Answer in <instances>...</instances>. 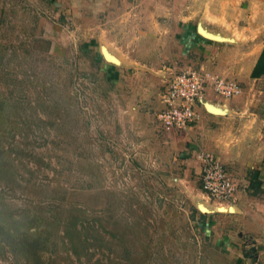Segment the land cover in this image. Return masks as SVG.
I'll return each mask as SVG.
<instances>
[{
    "label": "rangeland",
    "instance_id": "obj_1",
    "mask_svg": "<svg viewBox=\"0 0 264 264\" xmlns=\"http://www.w3.org/2000/svg\"><path fill=\"white\" fill-rule=\"evenodd\" d=\"M149 6L0 0V264H264L204 190L193 132L157 122L192 49Z\"/></svg>",
    "mask_w": 264,
    "mask_h": 264
},
{
    "label": "crops",
    "instance_id": "obj_2",
    "mask_svg": "<svg viewBox=\"0 0 264 264\" xmlns=\"http://www.w3.org/2000/svg\"><path fill=\"white\" fill-rule=\"evenodd\" d=\"M145 1L150 5L147 10L150 21L160 22L165 30L169 24L161 21H169L171 17L176 23L171 31L180 29L179 43L192 49L185 58L172 59L173 64L231 76L242 86L241 94L230 100L210 93L200 108L197 126L189 132H193L195 139L192 153L198 167L196 151L214 153L236 184L235 203L218 202L215 206L225 208L226 213L234 210L226 214L230 225L245 230L252 244L257 245L258 259L264 261V28L248 31L246 42L237 39L249 19L264 20V11L259 10L253 17V12L249 13L244 6L246 0H172L171 8L166 0ZM253 3L252 0L251 7ZM159 13L163 16L161 21ZM254 174L261 181L255 192L251 187Z\"/></svg>",
    "mask_w": 264,
    "mask_h": 264
},
{
    "label": "built area",
    "instance_id": "obj_3",
    "mask_svg": "<svg viewBox=\"0 0 264 264\" xmlns=\"http://www.w3.org/2000/svg\"><path fill=\"white\" fill-rule=\"evenodd\" d=\"M238 82L195 68L172 67L167 72L164 106L157 112V122L172 131H191L200 119V108L208 95L231 99L241 94ZM204 190L215 200L235 203L236 184L219 158L204 149L196 151Z\"/></svg>",
    "mask_w": 264,
    "mask_h": 264
},
{
    "label": "trees",
    "instance_id": "obj_4",
    "mask_svg": "<svg viewBox=\"0 0 264 264\" xmlns=\"http://www.w3.org/2000/svg\"><path fill=\"white\" fill-rule=\"evenodd\" d=\"M261 181L258 179V175H253L251 187L254 189V192L260 189Z\"/></svg>",
    "mask_w": 264,
    "mask_h": 264
},
{
    "label": "bare ground",
    "instance_id": "obj_5",
    "mask_svg": "<svg viewBox=\"0 0 264 264\" xmlns=\"http://www.w3.org/2000/svg\"><path fill=\"white\" fill-rule=\"evenodd\" d=\"M119 62V61H118Z\"/></svg>",
    "mask_w": 264,
    "mask_h": 264
}]
</instances>
